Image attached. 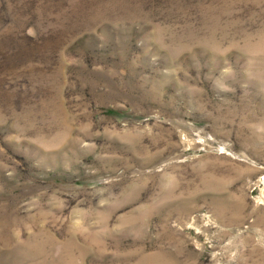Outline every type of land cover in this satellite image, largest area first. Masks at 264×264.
I'll return each mask as SVG.
<instances>
[{
  "label": "rangeland",
  "instance_id": "rangeland-1",
  "mask_svg": "<svg viewBox=\"0 0 264 264\" xmlns=\"http://www.w3.org/2000/svg\"><path fill=\"white\" fill-rule=\"evenodd\" d=\"M0 264H264V0H0Z\"/></svg>",
  "mask_w": 264,
  "mask_h": 264
}]
</instances>
